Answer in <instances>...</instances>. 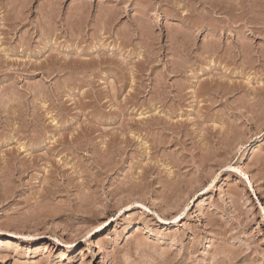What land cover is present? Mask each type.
Here are the masks:
<instances>
[{
    "label": "rangeland",
    "instance_id": "rangeland-1",
    "mask_svg": "<svg viewBox=\"0 0 264 264\" xmlns=\"http://www.w3.org/2000/svg\"><path fill=\"white\" fill-rule=\"evenodd\" d=\"M0 174V264H264V0H0Z\"/></svg>",
    "mask_w": 264,
    "mask_h": 264
},
{
    "label": "bare ground",
    "instance_id": "bare-ground-1",
    "mask_svg": "<svg viewBox=\"0 0 264 264\" xmlns=\"http://www.w3.org/2000/svg\"><path fill=\"white\" fill-rule=\"evenodd\" d=\"M113 2H114V1H113ZM241 23H242V22H241ZM247 25H248V24H247ZM248 29H249V28H248ZM85 43H86V42H85ZM237 43H238V42H237ZM102 46H103V45H102ZM226 46H227V44H226ZM242 47H243V46H242ZM249 47H250V46H249ZM241 50H242V49H241ZM238 51H240V49H238ZM210 52H211V51H210ZM242 52H243V51H242ZM242 52H241L240 54H241V56L243 57L244 52H243V54H242ZM240 54H239V55H240ZM246 54H247V53H245L244 58H248V57H249L248 59H250V55H249V54L246 55ZM209 56H210V55H209ZM241 56H240V58H242ZM211 57H212V56H211ZM211 57H210V58H211ZM244 58H243V59H244ZM251 58H252V57H251ZM205 59H206V58H205ZM211 59H212V58H211ZM259 59H260V58H259ZM209 60H210V59H208V61H209ZM230 60L232 61L233 59L231 58ZM98 61H99V60H98ZM182 61H183V60H182ZM205 61H207V60H205ZM205 61H204V62H205ZM210 61H213V62H214V60H210ZM210 61H209V62H210ZM183 62H185V61H183ZM201 62H202V61H201ZM226 62H227V61H226ZM80 63H81V62H79V64H80ZM84 63H85V61H84ZM86 63H87V61H86ZM86 63H85V64H86ZM76 64H77V63H76ZM88 64H89V62H88ZM211 64H212V63H211ZM214 64H215V63H214ZM77 65H78V64H77ZM86 65H87V64H86ZM179 65H180V64H179ZM260 65H261V64H260ZM87 66H88V65H87ZM212 66H213V65H212ZM85 67H86V66H85ZM85 67H84V68H85ZM215 67H216V66H215ZM84 68H82V66H81L80 69H84ZM209 68H210V67H209ZM38 69H39V68H38ZM80 69H77V72H78ZM88 70H89V69H88ZM208 70H209V69H208ZM210 70H211V68H210ZM214 70H215V68H214ZM80 71H81V70H80ZM212 71H213V70H212ZM82 72H83V71H82ZM207 72H208V71H207ZM80 73H81V72H79L78 75H79ZM224 74H225V73H224ZM227 76H228V75H227ZM77 81H78V79H77ZM79 83H81V82L79 81ZM161 84L164 85L165 83H161ZM142 85H143V84H142ZM79 86H80V85H79ZM158 87H159V86H158ZM75 88H76V85H75ZM257 90H258V89H257ZM233 91H234V90H233ZM161 92H162V91H161ZM261 94H262V93H261ZM164 95H165V93H164ZM52 97H53V96H52ZM161 97H163V96H161ZM165 97H166V95H165ZM196 97H197V96H196ZM9 98H10V97H9ZM79 98H80V97H79ZM11 99L13 100V98H11ZM161 99H162V98H161ZM164 99H165V98H164ZM164 99H163L162 101H165V100H166V99H165V100H164ZM170 99H171V98H170ZM14 100H15V99H14ZM158 101H159V100H158ZM162 101H161V102H162ZM167 101H168V100H167ZM54 102H55V101H54ZM157 103H158V102H157ZM165 103H166V102H165ZM159 104H160V102H159ZM161 104L163 105L164 103L162 102ZM247 105H248V104H247ZM141 106H142V105H141ZM253 106H254V105H253ZM258 107H259V106H258ZM116 111H117V110H116ZM161 112H162V111H161ZM148 114H149V113H148ZM243 116H244V115H243ZM153 119H154V118H149L148 120H146V122H149V124H150L151 121H154ZM161 122H162V121H161ZM176 129H177V128H176ZM174 136H175V135H174ZM214 137L217 138L216 142L218 143V138H219V137H218V136H214ZM225 138H226V137H225ZM82 139H83V138H82ZM133 143H134V142H133ZM214 143H215V142H214ZM219 143H220V141H219ZM129 144H130V143H129ZM114 145H115V144H114ZM217 145H218V144H217ZM220 146H221V143H220ZM217 149H218V148H217ZM215 152H216V151H215ZM44 159H45V158H44ZM179 160H180V159H179ZM5 163H6V162H5ZM9 163H10V162H9ZM7 164H8V163H6V165H7ZM44 164H45V163H44ZM15 166H16V165H15ZM178 166H179V165H178ZM8 167H9V166H8ZM12 168H13V166H12ZM15 168H16V167H15ZM29 168H30V167H29ZM177 168H178V167H177ZM18 169H19V168H18ZM18 169H16V170L18 171ZM30 169H31V168H30ZM5 170H6V169H5ZM20 170H21V169H20ZM12 171H13V170H12ZM17 171H16V172H17ZM8 172H9V171H8ZM18 172H19V171H18ZM18 172H17V173H18ZM3 174H4V173H3ZM18 174H19V173H18ZM0 175H1V174H0ZM1 177H2V176H1ZM0 179H1V178H0ZM55 180H56V179H55ZM168 184H169V183H168ZM168 184H167V185H168ZM177 187H178V186H177ZM183 187H184V186H183ZM2 198H3V197H2ZM50 198H51V197H50ZM170 198H171V195L166 194V195L164 196L165 202H166L167 200H170ZM179 199H180V198H179ZM167 202H168V201H167ZM203 205H205V201L202 202V203L200 204V207H201L200 210H202ZM169 209H170V208H169ZM149 212H150V211H149ZM214 258H216V256H214ZM215 260L219 262V260H217V259H215ZM212 261H213V260H212ZM216 261H213V262L216 263ZM218 262H217V263H218ZM218 264H220V262H219Z\"/></svg>",
    "mask_w": 264,
    "mask_h": 264
}]
</instances>
